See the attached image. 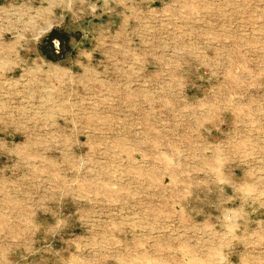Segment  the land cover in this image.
Segmentation results:
<instances>
[{"label": "rangeland", "instance_id": "obj_1", "mask_svg": "<svg viewBox=\"0 0 264 264\" xmlns=\"http://www.w3.org/2000/svg\"><path fill=\"white\" fill-rule=\"evenodd\" d=\"M0 264H264V0H0Z\"/></svg>", "mask_w": 264, "mask_h": 264}]
</instances>
